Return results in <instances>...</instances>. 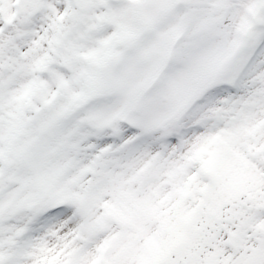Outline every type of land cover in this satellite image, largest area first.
<instances>
[{"label":"snow or ice","instance_id":"6c2138e0","mask_svg":"<svg viewBox=\"0 0 264 264\" xmlns=\"http://www.w3.org/2000/svg\"><path fill=\"white\" fill-rule=\"evenodd\" d=\"M0 264H264V0H0Z\"/></svg>","mask_w":264,"mask_h":264}]
</instances>
